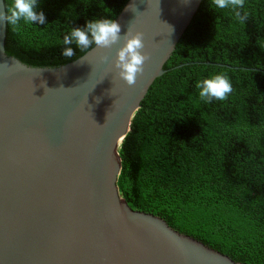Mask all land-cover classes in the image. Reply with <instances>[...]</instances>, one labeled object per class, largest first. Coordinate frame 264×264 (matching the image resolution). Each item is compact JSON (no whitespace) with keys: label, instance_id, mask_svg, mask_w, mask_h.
Returning <instances> with one entry per match:
<instances>
[{"label":"water","instance_id":"95a60500","mask_svg":"<svg viewBox=\"0 0 264 264\" xmlns=\"http://www.w3.org/2000/svg\"><path fill=\"white\" fill-rule=\"evenodd\" d=\"M201 1L126 2L121 35L131 23L150 55L133 87L100 62L122 41L31 67L7 56L0 26V264H244L133 210L117 186L120 144Z\"/></svg>","mask_w":264,"mask_h":264},{"label":"trees","instance_id":"16d2710c","mask_svg":"<svg viewBox=\"0 0 264 264\" xmlns=\"http://www.w3.org/2000/svg\"><path fill=\"white\" fill-rule=\"evenodd\" d=\"M128 0H38L45 23L6 24L5 53L57 67L63 37L93 18L115 20ZM7 8L12 0H4ZM202 0L120 144L119 195L235 262L264 264V0L231 8ZM226 73L232 92L205 102L196 84Z\"/></svg>","mask_w":264,"mask_h":264},{"label":"clouds","instance_id":"9594fccd","mask_svg":"<svg viewBox=\"0 0 264 264\" xmlns=\"http://www.w3.org/2000/svg\"><path fill=\"white\" fill-rule=\"evenodd\" d=\"M244 2L245 0H211V5H214L217 9L231 8L236 19L243 23L249 18L247 12L241 14L240 11L244 7ZM37 4L38 0H12V4L6 8L4 3H0V26L6 23L15 27L22 20L30 24L34 22L44 24L45 15L42 11H36ZM129 10L136 12L134 3L129 5ZM169 27L171 28V26ZM121 41L123 43L116 51L115 59L110 62L109 57L104 55L100 57V62L110 63V70L115 71L118 79L122 80L127 86L133 87L136 85L138 78L144 74V66L150 60V55L144 51V33L134 30L131 23L127 31L121 35V26L115 20L93 18L86 22L85 27L72 28L63 37L65 47L61 55L71 58L75 54L73 44L80 50H87L93 44L96 48L111 49L113 46L121 44ZM196 87L200 90V98L209 103L213 99L226 100L233 90L230 78L223 72L199 81Z\"/></svg>","mask_w":264,"mask_h":264}]
</instances>
